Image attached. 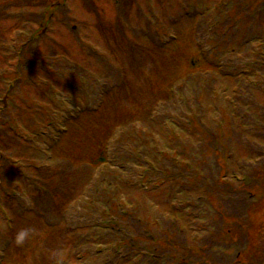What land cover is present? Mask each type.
<instances>
[{"label":"rangeland","instance_id":"rangeland-1","mask_svg":"<svg viewBox=\"0 0 264 264\" xmlns=\"http://www.w3.org/2000/svg\"><path fill=\"white\" fill-rule=\"evenodd\" d=\"M62 1L46 0L44 4L36 7L28 4L26 0H0V134L4 136L2 127L12 124L22 137L17 142L12 141L9 134L1 138L3 152L10 153L15 160L21 161L16 165L9 162V165L4 167V160L0 158V264H45V261H49L47 264H54L53 261H57L58 253H63L60 257L63 261L60 262L61 264L65 261L67 264L107 263L108 245L106 255L93 253L94 249L104 250L105 242L107 243L106 240L104 242L103 237H98V233L100 235L102 230L95 226L99 225L101 220L96 212L104 209L106 202L101 201L98 208L90 206L87 210V206L83 207L84 202L81 201L84 193L83 185L94 184L95 179L100 186L92 185L87 190L93 187L103 188L113 181L109 205L124 204L126 212L138 215L141 225L146 226L147 234L142 236L141 241L138 240L139 236H134L125 247L126 254L133 252L139 246L151 251L153 249L156 253H160L163 248L174 253L176 248L172 247L173 239L174 244L178 242L181 245L188 237L184 232L188 231L189 225L184 224L183 218V214L188 210L185 207H188L184 204V208L179 207L180 211H172V218L176 221L181 219L183 224L170 222L167 217L169 212L167 200H171L169 204L172 205L175 204L176 198L180 197L177 195L175 198V193L173 199H168L170 190L165 185L166 178L159 175L155 179L152 178L153 174H160L163 171V162L168 160L167 165L170 164V151L176 148L169 144L167 131L171 133L179 131L178 134L183 136L180 142L186 143L187 147L188 144L191 145L190 139L194 142V138L187 140L186 135L189 134H186L181 127L187 119L195 120V124L198 118L201 124L208 125V128L213 130V133L210 132L211 136L217 135L219 141L215 144L209 139L206 143L209 150L216 145V153L211 150V153L202 159L198 154H194L202 167L207 168L204 169L205 181L210 186H212L209 180L210 174H215L217 177L221 167L228 173L231 169H236L232 161L250 162L253 157L258 156L256 154L258 150L252 147V143L264 150V120H261L263 128L255 132L243 123L241 117L240 121L245 126L239 121L231 125L232 108L228 104L235 101L230 95L235 87L233 79L214 77L212 81L216 82L215 85L210 79V81L206 80V84L201 78L185 81L187 75L194 74L196 70L200 74L213 70L201 60L200 48L205 52L208 48L214 47L212 42L207 41L212 36L205 30V25L208 24L206 18L216 15L218 12L216 10L219 7V10L221 9L222 3L223 10H231L234 2L233 0H121L117 6L113 4V0H68L63 10L51 12L50 8ZM241 1L235 9V14L245 13V17L257 20L256 27L250 32L253 34L248 35L244 26H241L243 19L234 14H232V22L222 21L216 27L218 35L223 38L219 40H225L223 46L226 49L218 57V61L227 62L229 66L237 65L235 67L237 72H242L243 66L250 65V62H254L256 66L260 61L258 44L253 43L248 46L247 43L243 47L244 39L248 40L249 37L260 39V45L263 46L259 49L264 56L262 37L264 8H251L248 0L243 4ZM25 2L30 7L36 8L21 7ZM12 5L15 8L9 9L8 6ZM192 14L195 16L192 17ZM154 15L155 18H151ZM173 25L174 27H171ZM40 28L44 30L43 35L40 34L42 30L41 32L38 30ZM194 31L196 34H193ZM137 32H143L144 37L146 33L147 37L154 38L151 40L147 38L145 42L141 35H134ZM173 35L175 40L171 41ZM240 39L241 42L238 41ZM130 41L137 42V45L128 46L127 42ZM24 45L23 51L29 48L38 52L39 56L48 58L44 61L35 58L36 69L33 68V72L36 71L37 74L29 68L22 67L24 62L31 60L28 56L19 59V53ZM156 46L158 51H155ZM138 50L140 56L137 55ZM47 52L50 53V57L56 58H49ZM207 59H210V54ZM200 61L203 64H200ZM57 64L59 66H56ZM20 67L22 73L17 76L15 70H19ZM235 69L231 67L230 71ZM260 79V83H256L255 86L252 84L254 87H251L250 91L244 90L245 102L249 107H251L250 99L255 102V107L264 106V98L259 91V88H264V75ZM32 82L35 85H31ZM24 83L26 88L23 87ZM224 83L223 87L218 88ZM196 87L198 91H195ZM190 92L194 95H190ZM169 93L174 100H171ZM4 97H6L5 107L2 104ZM157 98L164 99L159 113L163 117L160 121L162 132L157 124L158 119L155 118L158 111ZM167 98L170 101H166ZM193 103L201 110L194 108L192 110L194 113H190V105ZM214 106H217V110H213ZM78 108H88L91 111L100 109L99 113L97 111L83 116L84 113L77 112ZM72 111L77 113V119L70 120L69 122H72L70 124L68 122L63 124L67 127L66 132L59 134L57 131L54 136L57 138L54 148L48 149L49 153L42 152L45 138L49 142L52 138L54 125L56 128L62 126L61 121L66 117L65 114H70ZM195 112L201 113V116H193ZM72 117L74 119L76 114ZM252 117L257 120L258 115L255 111L248 119ZM148 119H155L154 123L148 124ZM50 122H53L52 125H47ZM238 124L242 126L239 127ZM147 126L155 130V137L151 138L150 135L145 134L140 136L147 138H137L136 134L140 130L145 132ZM9 131L7 126L5 133ZM234 134L238 138H230ZM229 138L230 145L226 144L228 146L226 147L223 141L227 140L228 143ZM242 139L249 141L250 147L255 152L243 146ZM143 142L144 147L152 152L156 165L149 158L151 152L146 154L147 150L142 148ZM218 144H220L219 151ZM230 150L234 155L229 156ZM210 154L211 157L217 156V159L209 161ZM262 154L264 156V152ZM224 155H228L227 160L221 159ZM174 156L177 158L182 155L176 153ZM47 158L48 166L51 168L49 173L57 170L64 172V187L59 195H53L52 198L55 200L41 199V203L39 205L34 203L33 205L36 206L33 207L29 194L25 193L20 179L15 176L17 169H13V166H18L31 175L34 172L33 166H45ZM119 158L120 161H117ZM140 159L142 162L138 164ZM149 161L151 167H154L151 170L153 173L149 175L151 180L142 179L139 186V178L145 172V167H148L145 162ZM20 172L22 173L21 170ZM244 177L251 181L247 186L239 182L238 188L245 190L244 195L250 198L252 206L249 205L246 217H241L239 221L236 219L225 222L223 230L238 231L241 235L242 232L253 231V244L250 246L262 250L264 249V167L261 171L254 172L245 165V169L242 168L240 173L241 180ZM1 184L4 186L3 189ZM144 186L147 188L145 189ZM179 193L183 194L184 191ZM68 195H71L70 200L67 198ZM184 198V196L180 198L182 202L185 201ZM52 202L55 204L58 202L61 209L56 212L50 206ZM207 209L211 214L213 213L211 204L208 203ZM36 213L42 215L43 222ZM242 213L241 215H244ZM44 222L64 232L62 235L65 239L61 241L59 234L55 237L47 232ZM119 225L117 221L116 227ZM82 227L81 232L87 238H90L93 231L96 232V238L91 240L94 241L91 243L83 241L80 247L79 237L83 235L75 231L73 246L70 243L72 240L68 241L65 234L67 230L74 231V228ZM23 228L34 229V234L23 246H16L13 241L14 236ZM111 234L113 232L110 231L109 236ZM227 236L232 237V234ZM10 238L12 241H9ZM243 238H240V247H248L246 238ZM6 242H9V245ZM112 242L110 240L108 244ZM160 256L163 259L166 257L162 254ZM117 263L146 264L147 261L141 260L136 250L131 256H117Z\"/></svg>","mask_w":264,"mask_h":264},{"label":"flooded vegetation","instance_id":"flooded-vegetation-1","mask_svg":"<svg viewBox=\"0 0 264 264\" xmlns=\"http://www.w3.org/2000/svg\"><path fill=\"white\" fill-rule=\"evenodd\" d=\"M200 240L189 238L184 263L157 262L155 264H264V249L254 248L253 231L245 232L248 247H240V232H227L229 246L221 248L220 241L224 232L221 231H197ZM205 239V240H204ZM260 257V258H259Z\"/></svg>","mask_w":264,"mask_h":264},{"label":"trees","instance_id":"trees-1","mask_svg":"<svg viewBox=\"0 0 264 264\" xmlns=\"http://www.w3.org/2000/svg\"><path fill=\"white\" fill-rule=\"evenodd\" d=\"M46 0H26V2L28 3V4H30V5H32V6H36V7H38V5H41V4H44V2H45ZM24 3V5L23 6H21V7H23V8H34V7H30V5H28L27 3ZM255 2H256V4H257V8L259 7L260 9H262V7H264V0H255ZM26 6V7H25ZM49 53V52H48ZM258 53H259V63L255 66L254 64H253V67H254V70H255V72L256 73H259V72H263V70H264V56H262V54H261V51L259 50L258 51ZM50 54V53H49ZM52 54V53H51ZM40 54H38V52H36L35 50H30L29 48L26 50V51H23L22 50V52H21V57H23V56H28V57H30L31 58V60H28L27 61V63L26 62H24L23 64H24V66H22L23 68H29L32 72H33V68H35L36 69V65H35V62H34V60H36V59H41V61H44V60H46V59H48V58H46V57H44V56H39ZM51 55H49L48 57H50ZM36 58V59H35ZM22 59V58H21ZM254 63V62H253ZM22 67H20V68H18L19 70H17V73H19V71L22 69ZM253 70V68H251V70L249 71V72H252V71H254ZM20 73H21V71H20ZM34 74H37L36 73V71H34L33 72ZM59 78V77H58ZM107 95V94H106ZM101 127V126H100ZM202 134L203 133H205V132H207V131H209V130H206L205 128H203L202 129ZM210 137H211V135H210ZM209 141L212 143V144H215L216 142L214 141V139H212V137L211 138H209ZM211 150H213V153H216V151H217V148H216V150H214V148L213 149H211ZM210 150V151H211ZM215 151V152H214ZM209 153H211V152H209ZM192 154H190V153H188V156L190 157L189 158V160L192 158V156H191ZM201 157V159L203 158L202 156H200ZM212 157H214V158H212ZM211 157V154H210V156H209V161H212V159L214 160H216L217 159V156H212ZM221 157V156H220ZM134 159V158H133ZM192 160H197L196 158H193ZM135 161H136V159H135ZM131 162V161H130ZM197 164V163H196ZM171 167H174V170L176 171V172H181V171H183L182 169H184V167L185 166H187V165H190V163L188 164V163H183L182 162V160H178V161H176V160H171V162H170V164H169ZM183 173V172H182ZM175 174H178V173H170L169 175L170 176H173V175H175ZM182 175H184V174H182ZM195 177V176H194ZM195 181V180H194ZM215 182H216V184H214L213 183V181H211V183L215 186V187H212V188H218L220 191H226L225 189L226 188H221V187H219L220 186V184H219V182L218 181H216L215 180ZM209 191H211V190H209ZM218 193V195H219V192H217ZM217 195V194H216ZM217 195V196H218ZM113 209V208H112ZM114 211H112L113 212V214H114V216L115 217H113V221H119L120 222V224L123 222V220H127V216L123 213L122 214V212H121V210H115V209H113ZM105 213V216L106 215H108V213L109 214H111L110 213V211L107 213V212H104ZM118 230H119V228H117Z\"/></svg>","mask_w":264,"mask_h":264},{"label":"clouds","instance_id":"clouds-1","mask_svg":"<svg viewBox=\"0 0 264 264\" xmlns=\"http://www.w3.org/2000/svg\"><path fill=\"white\" fill-rule=\"evenodd\" d=\"M34 229L32 228H23L16 232L14 236V243L16 246H23L26 241L30 240V238L34 234ZM63 256V253L57 254V264H60V257Z\"/></svg>","mask_w":264,"mask_h":264}]
</instances>
